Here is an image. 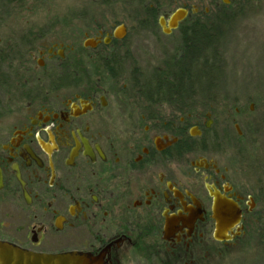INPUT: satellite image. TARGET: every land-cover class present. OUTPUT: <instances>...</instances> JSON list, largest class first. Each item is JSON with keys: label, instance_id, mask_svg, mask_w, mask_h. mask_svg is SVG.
Instances as JSON below:
<instances>
[{"label": "flooded vegetation", "instance_id": "obj_1", "mask_svg": "<svg viewBox=\"0 0 264 264\" xmlns=\"http://www.w3.org/2000/svg\"><path fill=\"white\" fill-rule=\"evenodd\" d=\"M105 37L29 51L32 76L0 110V241L97 264H233L264 245V179L248 185L213 113L146 94L148 77L190 82L180 44L151 76L128 80ZM218 198L230 206L223 217Z\"/></svg>", "mask_w": 264, "mask_h": 264}, {"label": "rangeland", "instance_id": "obj_2", "mask_svg": "<svg viewBox=\"0 0 264 264\" xmlns=\"http://www.w3.org/2000/svg\"><path fill=\"white\" fill-rule=\"evenodd\" d=\"M155 1L0 0V53L5 55V61L0 60V110L4 109L11 93L15 97L20 93L13 89L22 88L24 80L32 76L29 71L33 72L36 61L32 60L29 51L36 56V50L56 42L64 43L71 51L84 48L86 39H94L101 33L105 37L121 24L127 26L128 33L115 46L121 48L118 57L122 59L124 77L129 80V76L139 70L151 76L154 68L164 62L179 44L183 50L188 49L182 46L179 30L168 35L159 23L154 28H141L136 24L139 4ZM157 1L162 5L160 16L167 19L182 7L189 8L191 15H198L200 8H205L207 13L211 9L206 0ZM228 1L229 4L223 0L220 3L229 6L232 0ZM194 8L198 11L195 12ZM231 16L232 21L227 24L223 20L225 34L219 56L209 48L221 40L217 33H212L213 37L195 40L196 51L205 59L196 55L200 61L190 66L186 93L195 111L213 113L218 120L216 129L225 134L221 142L226 144L227 152L231 151L230 157L235 159L234 153L240 157L245 169L243 175L249 178L248 185L254 188L255 183L264 179V0H244L243 4L234 6ZM183 22L184 26L189 24L186 20ZM29 32L37 39L27 37ZM17 53L23 60L16 58ZM23 61L27 70L18 69V64ZM15 70L21 82L15 79ZM38 76L40 74H36ZM151 78H147L145 89L149 92L159 90V84ZM32 85L41 88L35 82ZM232 115L239 124L241 136H238L234 124L227 123V116ZM238 143L241 153L237 149ZM254 248L246 255L236 257L233 264H264L263 243L259 241Z\"/></svg>", "mask_w": 264, "mask_h": 264}, {"label": "trees", "instance_id": "obj_3", "mask_svg": "<svg viewBox=\"0 0 264 264\" xmlns=\"http://www.w3.org/2000/svg\"><path fill=\"white\" fill-rule=\"evenodd\" d=\"M208 4L210 3V11L206 12L205 8H200L198 15H191L190 19L188 18L186 21L189 23L187 26H181V42L182 46L187 47L188 49L183 50V57L181 58L182 62L188 60V65L191 63L192 65L197 64L200 59L197 54L201 56V58L205 59L204 55L201 52L196 51V39H205L209 37H213L212 33H217L216 36H220L221 40L216 41L209 48H213L215 55L219 56V47L222 41V38L225 34V28H223L224 21L229 22L232 21L231 12L234 9V6L243 4L244 0H232V4L227 6L224 3H220V0H206ZM159 1L155 2H141L139 7L136 8V24L141 28H154L157 27L159 23V18L161 15L162 5L159 4ZM224 20V21H223ZM27 37L32 39H37L36 35L29 32ZM35 37V38H34ZM119 42L113 40L112 45H116ZM23 46V45H22ZM181 46V45H180ZM194 49L195 51H190ZM7 55V53H5ZM2 62L5 61V55L0 53ZM219 58V57H218ZM208 61V60H207ZM187 62V61H186ZM218 70V68H217ZM18 81H21V78L17 77ZM159 84V90L152 89L149 92V89H146V94H154L161 93L163 96L167 98L169 102H176L181 99L183 96H187V83L182 82L181 80H176L175 82H161ZM212 87V86H211ZM170 97V98H169ZM215 100V99H214ZM213 100V101H214ZM211 101L210 103H212ZM205 103V102H204ZM208 104V103H207Z\"/></svg>", "mask_w": 264, "mask_h": 264}, {"label": "water", "instance_id": "obj_4", "mask_svg": "<svg viewBox=\"0 0 264 264\" xmlns=\"http://www.w3.org/2000/svg\"><path fill=\"white\" fill-rule=\"evenodd\" d=\"M225 4H229L228 0H223ZM194 11H198L194 8ZM191 10L186 7L176 9L167 19L165 16L159 18V25L165 34H172L177 30L184 20L188 18ZM128 33L126 25L121 24L117 26L112 33V37L116 40H123ZM112 41L110 36L104 38L103 43L108 45ZM101 43V40L86 39L84 42L85 47H96ZM239 130V128H237ZM241 134V133H240ZM215 209L220 214V217L225 216L230 206L228 203L216 200ZM221 221V220H220ZM0 264H97L91 258L76 252L61 253V254H40L22 249L18 246L12 245L7 242L0 241Z\"/></svg>", "mask_w": 264, "mask_h": 264}]
</instances>
